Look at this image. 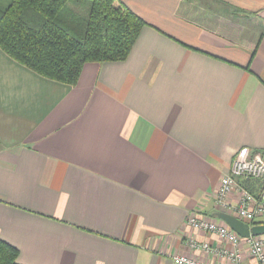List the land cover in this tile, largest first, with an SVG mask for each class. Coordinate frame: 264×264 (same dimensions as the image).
Segmentation results:
<instances>
[{"label":"crops","instance_id":"1","mask_svg":"<svg viewBox=\"0 0 264 264\" xmlns=\"http://www.w3.org/2000/svg\"><path fill=\"white\" fill-rule=\"evenodd\" d=\"M122 1L147 25L73 86L0 49V239L18 264H224L187 220H219L235 155L264 152V0Z\"/></svg>","mask_w":264,"mask_h":264},{"label":"trees","instance_id":"2","mask_svg":"<svg viewBox=\"0 0 264 264\" xmlns=\"http://www.w3.org/2000/svg\"><path fill=\"white\" fill-rule=\"evenodd\" d=\"M145 25L122 0H0V49L36 74L70 86L86 63L126 60ZM18 255L0 239V264H18Z\"/></svg>","mask_w":264,"mask_h":264},{"label":"built area","instance_id":"3","mask_svg":"<svg viewBox=\"0 0 264 264\" xmlns=\"http://www.w3.org/2000/svg\"><path fill=\"white\" fill-rule=\"evenodd\" d=\"M240 180L258 182L257 194L250 193L240 185ZM234 191L239 193L237 203L229 201V195ZM215 205L220 212L232 215L248 224L264 222V152L242 149L235 155L229 172L220 180ZM187 224L194 230L216 235L223 244L212 247L206 242L197 243L192 240L189 242L192 249L219 258L224 264H248L250 260H254L256 264H264V235L240 237L221 220L192 217L187 220ZM173 262L174 264H205L183 256L173 257Z\"/></svg>","mask_w":264,"mask_h":264},{"label":"water","instance_id":"4","mask_svg":"<svg viewBox=\"0 0 264 264\" xmlns=\"http://www.w3.org/2000/svg\"><path fill=\"white\" fill-rule=\"evenodd\" d=\"M216 217L226 223L233 231H235L240 237L247 238L249 236L264 235V224H256L250 226L248 223L239 220L238 218L219 212Z\"/></svg>","mask_w":264,"mask_h":264}]
</instances>
